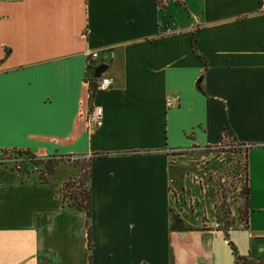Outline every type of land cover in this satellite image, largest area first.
I'll return each mask as SVG.
<instances>
[{"label": "crops", "instance_id": "1", "mask_svg": "<svg viewBox=\"0 0 264 264\" xmlns=\"http://www.w3.org/2000/svg\"><path fill=\"white\" fill-rule=\"evenodd\" d=\"M91 52L112 80L93 95ZM224 132L255 144L230 239L264 260V0H0V157L100 155L90 217L62 170L0 163V264H234L215 215L194 229L172 209L175 154Z\"/></svg>", "mask_w": 264, "mask_h": 264}, {"label": "trees", "instance_id": "2", "mask_svg": "<svg viewBox=\"0 0 264 264\" xmlns=\"http://www.w3.org/2000/svg\"><path fill=\"white\" fill-rule=\"evenodd\" d=\"M93 58H90V65L87 70L86 80L89 83L90 94L93 95L98 85V78L94 77V65H92ZM200 88L202 89V83L200 82ZM226 140H229L231 147L235 150H241L244 153V167H245V181L241 185L238 191L239 198L242 199V203L236 207V214L232 212L230 206L222 202L214 206L215 221L217 230L224 232L225 238L232 249L234 255V264H264V260H256L251 255H243L239 252L235 243L230 239V231L237 228V219L240 220V227L247 228L248 226V214L250 209V188L247 180L248 159L247 152L250 147L255 144L244 145L238 143L234 139L230 138L227 132L222 135L220 144L206 145L204 147L194 146V148H202L205 151L220 150L226 145ZM11 154H15L16 159L13 161L10 157ZM184 152H178L175 155H182ZM18 156L22 157L19 162ZM99 154H94L89 157L84 155H51L48 157H38L28 149H6L3 150L0 157V163L10 164L13 168L18 169L24 176H29L30 173L36 174L39 180L42 182H49L50 178L58 171L62 170L65 173V180L63 184V200L64 202L78 210L85 211L87 216H91L92 209V195L90 187L91 178V164L98 158ZM72 164V166L69 165ZM73 167V168H72ZM200 228V227H190ZM209 227H201L206 229ZM89 232V246L91 247V234Z\"/></svg>", "mask_w": 264, "mask_h": 264}, {"label": "rangeland", "instance_id": "3", "mask_svg": "<svg viewBox=\"0 0 264 264\" xmlns=\"http://www.w3.org/2000/svg\"><path fill=\"white\" fill-rule=\"evenodd\" d=\"M183 152L174 158L177 160L172 186L174 219L188 227H210L214 206L222 202L235 215L236 207L242 203L238 191L245 181L244 153L233 149L229 140L220 150L194 148ZM16 156L10 155L13 161ZM17 160L20 162L22 157Z\"/></svg>", "mask_w": 264, "mask_h": 264}, {"label": "built area", "instance_id": "4", "mask_svg": "<svg viewBox=\"0 0 264 264\" xmlns=\"http://www.w3.org/2000/svg\"><path fill=\"white\" fill-rule=\"evenodd\" d=\"M90 58H95L97 56V52H91L89 54ZM98 85L97 88L100 90H106L111 87L112 85V80L111 78L107 76H102L98 78ZM170 105V103H168ZM94 118L96 120V125L101 126L103 124V109L101 107L96 108L95 113H94Z\"/></svg>", "mask_w": 264, "mask_h": 264}, {"label": "water", "instance_id": "5", "mask_svg": "<svg viewBox=\"0 0 264 264\" xmlns=\"http://www.w3.org/2000/svg\"><path fill=\"white\" fill-rule=\"evenodd\" d=\"M107 65L106 64H101V65H99L96 69H95V71H94V77L95 78H100V77H102L103 75H105V72H106V70H107Z\"/></svg>", "mask_w": 264, "mask_h": 264}]
</instances>
